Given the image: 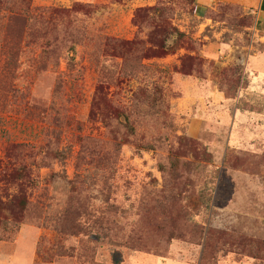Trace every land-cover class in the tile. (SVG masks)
Instances as JSON below:
<instances>
[{"label": "rangeland", "instance_id": "obj_1", "mask_svg": "<svg viewBox=\"0 0 264 264\" xmlns=\"http://www.w3.org/2000/svg\"><path fill=\"white\" fill-rule=\"evenodd\" d=\"M28 1L0 0V201L11 220L30 201L0 256L264 264V36L247 0ZM163 21L186 36L159 57ZM136 55L148 69L128 72Z\"/></svg>", "mask_w": 264, "mask_h": 264}, {"label": "trees", "instance_id": "obj_2", "mask_svg": "<svg viewBox=\"0 0 264 264\" xmlns=\"http://www.w3.org/2000/svg\"><path fill=\"white\" fill-rule=\"evenodd\" d=\"M24 1H25V4L28 5L29 1L28 0H24ZM101 7L102 5L92 6L90 4H83L80 2H75L72 6V10L75 12H84L87 15H94L96 11ZM254 22H255V18H254ZM68 33L70 35V40H71L70 46L71 48H75L76 42H77L75 34L73 33V30L71 29H69ZM174 34H176L175 41L172 45H170L168 44V41L172 38ZM185 36L186 34L184 32L175 28L170 23L163 21L161 23V30L158 35V44L156 45V48L153 50V54L159 57H165L168 54L175 53L179 49L180 42L183 40V38H185ZM114 43L119 44V45L123 44L119 40H114ZM128 44H130V42H128ZM136 45H139V43H136ZM128 63H129L128 69H131V70H128V72H138L142 68L148 69L147 66L144 67V65L140 63V57L138 55H136V58L129 60ZM128 72L126 74H129ZM154 95L155 94L150 95L145 92L138 94V98L140 101H142L143 103L147 105H150V107L145 109L146 112H148L149 114H154V113H157L158 111V110L155 111V108L157 107L156 106L157 99L155 98ZM137 108L141 109V107L139 106ZM116 114L118 117L124 116L126 118L127 129L129 130L130 133H134L135 131L134 126L131 124L129 120V116L126 114V112L123 111L122 109H117ZM140 146H141L140 148H143L145 150H152L155 148V145L151 142L142 143ZM178 165H179L178 162L173 163V167H174L173 169L175 171L178 170ZM161 168L162 170H164L163 166H161ZM28 171L29 169L27 165L21 164L18 167L14 168V170L10 174V177L15 180L27 179ZM12 203L18 209V211L11 212L12 216L14 217V219L11 220L10 217L5 216L4 214V211L8 206L5 203L0 201V217H1L0 218V228L4 230L5 232L14 235L19 232L20 225L23 223V220L26 218L25 211L29 208L30 201L28 200L26 194L24 192H21L15 197V199L12 200ZM7 237H8L7 239L0 238V240L14 241L16 238V237L9 238L10 237L9 235H7ZM202 237L204 238V231H203V234L201 233V239ZM210 238H211V233H210V230H208L206 232L205 241H204V251L206 252L208 250L207 248H208V242ZM38 251H39V247H38ZM91 262L94 263V258L92 259ZM96 264H99V263H96Z\"/></svg>", "mask_w": 264, "mask_h": 264}, {"label": "crops", "instance_id": "obj_3", "mask_svg": "<svg viewBox=\"0 0 264 264\" xmlns=\"http://www.w3.org/2000/svg\"><path fill=\"white\" fill-rule=\"evenodd\" d=\"M243 1H245V0H243ZM247 2H248L247 4L249 5L248 7L251 8V10L254 14V17H255L254 30L256 31V33L264 36V0H247ZM41 234H43V232L38 231V233H37L38 240H39V237ZM8 244H10V245H8ZM13 244L14 243L0 241V254L5 253V252L7 254L10 250L15 249V246H12ZM7 246H9V247H7ZM13 258H14V255L6 256V257L0 256V264H10L11 260H13ZM33 259L36 262L38 261V256L36 254V251H35V256ZM185 264H187V263H185Z\"/></svg>", "mask_w": 264, "mask_h": 264}]
</instances>
